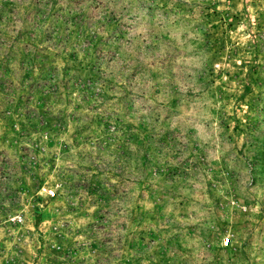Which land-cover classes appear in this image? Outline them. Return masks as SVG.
<instances>
[{
    "label": "rangeland",
    "instance_id": "obj_1",
    "mask_svg": "<svg viewBox=\"0 0 264 264\" xmlns=\"http://www.w3.org/2000/svg\"><path fill=\"white\" fill-rule=\"evenodd\" d=\"M0 264H264V0H0Z\"/></svg>",
    "mask_w": 264,
    "mask_h": 264
}]
</instances>
